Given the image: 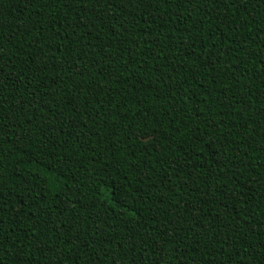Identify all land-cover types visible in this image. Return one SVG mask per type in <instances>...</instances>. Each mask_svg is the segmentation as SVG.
<instances>
[{"label": "trees", "instance_id": "16d2710c", "mask_svg": "<svg viewBox=\"0 0 264 264\" xmlns=\"http://www.w3.org/2000/svg\"><path fill=\"white\" fill-rule=\"evenodd\" d=\"M0 264H264V0H0Z\"/></svg>", "mask_w": 264, "mask_h": 264}, {"label": "rangeland", "instance_id": "374dc122", "mask_svg": "<svg viewBox=\"0 0 264 264\" xmlns=\"http://www.w3.org/2000/svg\"><path fill=\"white\" fill-rule=\"evenodd\" d=\"M105 195L107 198H109V193L107 191L105 192Z\"/></svg>", "mask_w": 264, "mask_h": 264}]
</instances>
